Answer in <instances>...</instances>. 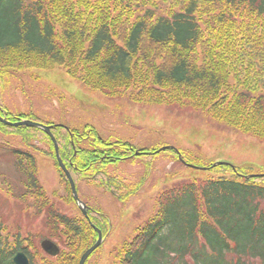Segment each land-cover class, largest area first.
Masks as SVG:
<instances>
[{
    "label": "trees",
    "instance_id": "1",
    "mask_svg": "<svg viewBox=\"0 0 264 264\" xmlns=\"http://www.w3.org/2000/svg\"><path fill=\"white\" fill-rule=\"evenodd\" d=\"M57 66L108 97L142 84L137 96L180 108L195 102L219 123L264 142V0H182L181 10L156 17L135 15L128 0H0V90L16 71ZM140 70L146 77L136 82ZM231 74L237 83L230 84ZM0 107L11 122H42ZM51 131L74 182L91 171L92 180L128 197L118 193V178L98 166L132 157L130 144L106 141L89 126L79 133L53 124ZM0 132L27 142L44 137L53 148L37 128L0 122ZM76 139H90L93 148L79 147ZM10 151L20 158L25 153ZM25 154L32 168L27 185L42 201L37 213H43L47 238L68 249L64 264H78L91 245L88 235L94 241L96 232L89 224L86 233L82 217L71 220L47 203L35 160ZM235 168L209 166L213 174L182 178L162 190L156 213L116 249V264H264V176ZM90 214L104 232L107 217L95 209ZM26 246H8L0 237V264H14L19 249L30 260Z\"/></svg>",
    "mask_w": 264,
    "mask_h": 264
},
{
    "label": "rangeland",
    "instance_id": "2",
    "mask_svg": "<svg viewBox=\"0 0 264 264\" xmlns=\"http://www.w3.org/2000/svg\"><path fill=\"white\" fill-rule=\"evenodd\" d=\"M128 1L135 15L149 11L156 17L182 8V0ZM23 70L5 77L0 90V102L9 111L30 113L45 124L69 127L79 133L89 126L104 140L126 142L134 152H139L98 166L110 177L118 178V193L128 194L125 200L92 180L91 171L74 182L78 197L87 206L89 219L90 211L95 209L108 221L106 230L101 231V242L84 264H116V249L133 240L143 222L156 213L158 195L175 181L213 174L207 169L216 161L231 163L234 169L239 167L252 175L264 173V142L219 123L207 111L194 108L195 102L180 108L176 103L168 105L164 99L153 101L147 96H137V88L142 84L108 97L86 87L65 66ZM233 75L230 84L237 83ZM145 77L140 70L135 81ZM76 142L81 148H93L90 139H76ZM164 145L175 150L156 152ZM11 149L34 158V175L49 205L71 220L79 221L82 217L80 221L86 233L90 224L74 202L70 184L48 140L38 136L27 142L19 135L0 132V237L8 246L15 241L30 245L31 264H64L61 255L68 249L57 239L50 238L58 245V254H47L41 248L40 242L47 238L48 229L43 213H37L42 201L27 185L31 177L25 173H30L31 163L27 154L21 153L20 158L12 155ZM96 240L97 233L94 241L88 235L91 245Z\"/></svg>",
    "mask_w": 264,
    "mask_h": 264
},
{
    "label": "water",
    "instance_id": "3",
    "mask_svg": "<svg viewBox=\"0 0 264 264\" xmlns=\"http://www.w3.org/2000/svg\"><path fill=\"white\" fill-rule=\"evenodd\" d=\"M1 109V107H0ZM0 122L6 125H10V126H26V127H33V128H37L40 129L42 131H44L52 140L53 145H54V151H55V157H56V161L60 167V169L63 171V173L66 175L67 180L70 184V188H71V194H72V198L75 201V203L77 204V206L79 207L81 213L89 220V217L87 216V206L79 199L77 191H76V186L75 183L70 175V173L68 172L67 168L65 167L60 154H59V146L56 142V139L54 138L53 134L51 133V129H52V125H46L40 122H36L30 119H22L20 121H16V122H11L9 120H7L5 118L4 115H0ZM171 146H164L161 147L160 149H158L156 152L162 151V150H166L168 148H170ZM172 148V147H171ZM135 155H138L139 152L136 151L134 152ZM180 158V156H179ZM181 159V158H180ZM220 164H225L224 162H215L213 164V166H217ZM260 176H264V174H259ZM251 176H255V175H251ZM91 227H93L97 233V240L95 241V243H93L88 249H86L80 259L78 264H84L85 260L88 258V256L92 253V251L98 246V244L101 242L102 240V233L101 231L95 227L92 223L90 224ZM41 248L50 255H56L59 252V247L51 240L49 239H43L40 242ZM13 262L14 264H29V260L27 258V256L24 254L23 251H18L14 257H13Z\"/></svg>",
    "mask_w": 264,
    "mask_h": 264
}]
</instances>
